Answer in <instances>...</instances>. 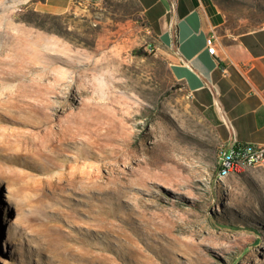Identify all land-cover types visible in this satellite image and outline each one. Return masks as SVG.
I'll list each match as a JSON object with an SVG mask.
<instances>
[{"label": "rangeland", "instance_id": "1", "mask_svg": "<svg viewBox=\"0 0 264 264\" xmlns=\"http://www.w3.org/2000/svg\"><path fill=\"white\" fill-rule=\"evenodd\" d=\"M85 1L0 0V264H264V166L217 178V114Z\"/></svg>", "mask_w": 264, "mask_h": 264}, {"label": "crops", "instance_id": "2", "mask_svg": "<svg viewBox=\"0 0 264 264\" xmlns=\"http://www.w3.org/2000/svg\"><path fill=\"white\" fill-rule=\"evenodd\" d=\"M116 1L124 39L149 40L168 59L174 79L217 114L222 144H264V51L239 32L212 0L85 1L88 11ZM134 5L135 7H133ZM217 37L211 54L207 38Z\"/></svg>", "mask_w": 264, "mask_h": 264}, {"label": "built area", "instance_id": "3", "mask_svg": "<svg viewBox=\"0 0 264 264\" xmlns=\"http://www.w3.org/2000/svg\"><path fill=\"white\" fill-rule=\"evenodd\" d=\"M208 51L215 54L217 49V37L207 38ZM249 163L264 166V144L231 142L223 144L219 150V172L234 170L237 175L244 174ZM219 174V173H218ZM218 178V176H217Z\"/></svg>", "mask_w": 264, "mask_h": 264}, {"label": "bare ground", "instance_id": "4", "mask_svg": "<svg viewBox=\"0 0 264 264\" xmlns=\"http://www.w3.org/2000/svg\"><path fill=\"white\" fill-rule=\"evenodd\" d=\"M257 166H260V165L256 164V163H249L246 166V171H248L249 169H251L253 167H257ZM246 171H244V172H246ZM218 173H219L218 178L220 180L226 179L233 174H237V172H234V170H225L224 172H219V161H218Z\"/></svg>", "mask_w": 264, "mask_h": 264}, {"label": "water", "instance_id": "5", "mask_svg": "<svg viewBox=\"0 0 264 264\" xmlns=\"http://www.w3.org/2000/svg\"><path fill=\"white\" fill-rule=\"evenodd\" d=\"M94 1H100V0H94Z\"/></svg>", "mask_w": 264, "mask_h": 264}]
</instances>
